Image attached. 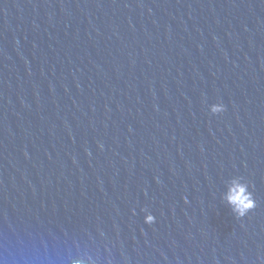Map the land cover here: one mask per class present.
<instances>
[{
  "label": "water",
  "instance_id": "95a60500",
  "mask_svg": "<svg viewBox=\"0 0 264 264\" xmlns=\"http://www.w3.org/2000/svg\"><path fill=\"white\" fill-rule=\"evenodd\" d=\"M0 264H264V0H0Z\"/></svg>",
  "mask_w": 264,
  "mask_h": 264
},
{
  "label": "clouds",
  "instance_id": "9594fccd",
  "mask_svg": "<svg viewBox=\"0 0 264 264\" xmlns=\"http://www.w3.org/2000/svg\"><path fill=\"white\" fill-rule=\"evenodd\" d=\"M216 112H217V110H216V109H213V113H216ZM241 191H243V189H241ZM236 199H238V200H239V199H240V197H239V196H237V197H236ZM241 202H243V201L241 200Z\"/></svg>",
  "mask_w": 264,
  "mask_h": 264
}]
</instances>
